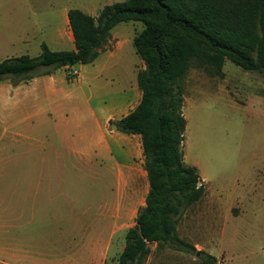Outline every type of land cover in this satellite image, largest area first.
Masks as SVG:
<instances>
[{"label":"rangeland","instance_id":"1","mask_svg":"<svg viewBox=\"0 0 264 264\" xmlns=\"http://www.w3.org/2000/svg\"><path fill=\"white\" fill-rule=\"evenodd\" d=\"M117 1L121 0H0V61L26 51L30 56L38 55L41 50L37 34H32L36 40H29L30 47L23 45L21 37L31 33L38 22L60 21L62 8H78L96 15L104 5ZM141 28L140 22H120L92 62L54 70L67 87L66 96L71 97L66 104L69 111H75L66 129L69 137L63 138L61 125L40 119L32 128L38 142L25 137L21 142L16 143L13 138L5 142L6 154L5 150L0 153L7 157L6 165L0 161V242L14 239L15 230L17 235L21 231L22 242H32L33 247H24L20 255L23 259L31 257L33 264H116L124 246V233L135 223L136 213L124 208L116 216L98 214L99 200L106 203L113 198V177L104 168L82 165L67 149L84 145L85 139L75 136L78 132L88 137L96 130V119L87 111L88 106L97 108L98 118L116 101L128 103L120 113L129 111L139 101L138 94L132 96L129 84L140 92L136 74L142 69V61L134 51L132 38ZM67 35L57 50L73 48L70 30ZM100 65L107 68L97 72ZM74 70L77 73L73 74ZM222 70L224 73L219 75L191 59L181 82L186 97L182 108L186 118L182 150L187 163L200 162L210 176V196L188 207L176 224V232L190 244L197 242L196 251L211 250L210 254L220 256V262L224 256L227 264H264V198L243 200L245 207L237 205L243 212L237 208L239 214H235L229 210L230 195L215 189L231 167L224 162L223 145L246 143V130L251 129L255 135V129H259L254 123H246L249 114L241 100L255 90L252 82H264V74L245 71L228 59ZM6 83L11 82H0ZM85 98L89 102L83 101ZM109 126L107 122L104 133H108ZM112 150L116 154L114 144ZM139 169L144 170L143 164ZM38 178L39 195L32 198ZM142 180L143 186L138 180L121 193L124 204L129 197L139 201L146 195L147 177ZM148 246L150 252L142 264H204L200 253L176 249L167 241L150 242Z\"/></svg>","mask_w":264,"mask_h":264},{"label":"trees","instance_id":"2","mask_svg":"<svg viewBox=\"0 0 264 264\" xmlns=\"http://www.w3.org/2000/svg\"><path fill=\"white\" fill-rule=\"evenodd\" d=\"M72 49L52 50L40 43L36 56L21 54L0 61V82L12 85L54 70L92 62L120 22H140L132 45L143 61L136 74L138 103L124 116L109 120L115 130L138 134L148 181L144 205L124 233L116 264H142L150 242L167 241L196 252L179 238L176 224L199 200L204 188L185 163L182 79L191 59L222 75L225 59L245 71L264 74V0H121L104 5L96 16L78 8L66 12ZM204 264H223L199 251Z\"/></svg>","mask_w":264,"mask_h":264},{"label":"crops","instance_id":"3","mask_svg":"<svg viewBox=\"0 0 264 264\" xmlns=\"http://www.w3.org/2000/svg\"><path fill=\"white\" fill-rule=\"evenodd\" d=\"M66 12L67 9L62 8L60 21L58 22L49 19L45 20V22L36 23L32 30H30L31 33H25L24 36L21 37L23 45L25 47H30L29 40L35 41L36 39L34 36L37 34V37L40 38L39 46L41 42H45L50 49H52L50 45L53 46V50L60 48L66 40L65 35H67L68 30H70ZM88 14L92 16L97 15H93L92 13ZM114 27L110 30V36H113L114 34ZM32 34H34V36ZM25 54H28V52L26 51ZM83 65L85 64H82V66ZM143 66L142 61V68ZM100 68L101 70H105L107 66L105 68V66L100 65L97 68V72ZM55 72L56 71L49 75L33 77L26 83H19L14 86L11 85V83H6L4 85L0 84V144L4 143L2 145L3 147L0 146V153L5 150L4 153L6 154L7 145L5 142L7 143L8 138H10V140L13 138L16 143L19 140L21 142L24 137L31 140L32 143L34 141L38 142V137L33 135L32 128L34 123H36V125L40 123V119H43L44 122L53 121V124L57 123V125H61L63 129L61 131L63 138L69 137L66 129L72 122L75 111L74 109H70L69 111V107L66 104H68V100L71 99V97L66 96L67 87L56 77ZM93 80L95 81L96 79ZM252 84L254 85L255 90H253V93L247 94L241 101L243 102L242 106L249 114L245 117L246 123H254L259 129H255V135L251 134V129L246 130V133L244 134V139L248 141L246 143H240L238 145H223L224 162L226 164L230 163L231 167L229 174L228 170L227 173L224 172L222 181H218L219 183H217L215 187V189L219 190L222 195H230L231 203L229 204V210L231 211L233 209L235 214H239V210L237 209L239 208L237 207L238 204L245 207L243 200L255 201L257 197L264 198V82L254 81ZM129 87L132 96H137L138 94L139 98L140 92L137 93L136 87L131 83L129 84ZM185 100L186 97L184 96L183 107ZM83 101L86 103L89 102L86 98ZM127 106L128 103H126V101H116L113 103V106L107 109V111L99 113L98 118H96L95 115L97 108L88 106L87 111L96 119L94 123V129L96 130L88 137H86L82 131L78 132L75 136L78 139H85L84 145H75L67 149L70 154H74V156L80 160L82 165L96 166L102 168V170L104 168V171L106 170V172H109L113 177L110 185H114V192L112 193L113 198L110 201L106 200V203L104 202V199L99 200L97 203L96 211L101 215L107 213L110 216H116L120 210H123V208L124 210L128 209L130 213L137 214L138 209L144 205L146 195H144L142 200L139 201H136L134 197H129L127 198L126 204L123 203V197L121 195L128 185H135V182L138 180L142 186L144 185L141 181L143 182L142 179L143 177L145 178L146 172L145 170L139 169L143 164L140 135L121 133L115 130L112 125L109 126L110 129L108 133L103 132V128L109 120L118 119L124 116L134 107H131L127 112L120 113L122 109ZM24 108H26V110ZM259 132L261 133L259 134ZM75 136H72V138ZM112 144H114L116 154H114L112 150ZM49 146L52 148L53 145L51 144ZM6 158V156H0V161H2L4 165H6ZM183 158L185 161L184 153ZM105 159L109 161V164L105 163ZM185 163L187 162L185 161ZM44 164L45 160L43 158L41 165L43 166ZM187 164L196 168L199 180L204 188L202 197L194 202H198L197 204H199L202 199L207 200L210 196L208 195L210 176H208L200 162L197 161ZM136 172L137 178L135 176ZM40 183L41 178H38L32 198L39 195L38 190ZM144 187L147 192L148 184ZM46 189L48 192V177L46 181ZM29 196L30 195H28V197ZM31 209H33V207ZM187 209L188 207L186 210ZM186 210L183 212L182 216ZM240 210L243 212L242 209ZM83 212V214H85L86 210ZM17 220L18 217L15 216V221ZM131 226H128V228ZM176 230H178V226H176ZM20 232H18L17 235V230H15L14 239L0 242V248L4 249L0 252V264L34 263L31 257L23 259L20 255V250L24 247H33L32 242L29 244H24L22 242L20 239ZM192 245L194 247H199L197 242H193ZM210 251L211 250H208L207 253L210 254ZM215 257L218 259L217 261L220 262V256ZM221 260V263L224 262L223 264H227L224 256ZM228 264H230V261Z\"/></svg>","mask_w":264,"mask_h":264},{"label":"built area","instance_id":"4","mask_svg":"<svg viewBox=\"0 0 264 264\" xmlns=\"http://www.w3.org/2000/svg\"><path fill=\"white\" fill-rule=\"evenodd\" d=\"M72 73H73V74H75V73H77V71H76V70H74V71H72ZM197 185H201V182H200V181H198V182H197Z\"/></svg>","mask_w":264,"mask_h":264},{"label":"water","instance_id":"5","mask_svg":"<svg viewBox=\"0 0 264 264\" xmlns=\"http://www.w3.org/2000/svg\"><path fill=\"white\" fill-rule=\"evenodd\" d=\"M114 128V126H112ZM196 254L198 255L199 254V251H196Z\"/></svg>","mask_w":264,"mask_h":264}]
</instances>
